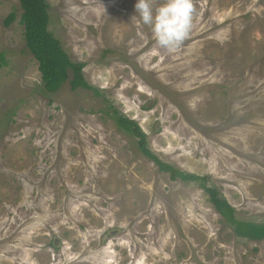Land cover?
I'll use <instances>...</instances> for the list:
<instances>
[{
  "label": "rangeland",
  "instance_id": "374dc122",
  "mask_svg": "<svg viewBox=\"0 0 264 264\" xmlns=\"http://www.w3.org/2000/svg\"><path fill=\"white\" fill-rule=\"evenodd\" d=\"M47 1L50 30L100 93L73 89L72 70L46 91L20 0H0V264H264V238L239 236L201 181L171 178L113 117L263 222L264 0H193L171 49L135 0Z\"/></svg>",
  "mask_w": 264,
  "mask_h": 264
},
{
  "label": "trees",
  "instance_id": "16d2710c",
  "mask_svg": "<svg viewBox=\"0 0 264 264\" xmlns=\"http://www.w3.org/2000/svg\"><path fill=\"white\" fill-rule=\"evenodd\" d=\"M22 14L20 21L25 28L26 47L38 62V69L41 72L42 81L46 91H57L69 78V71L72 70L70 81L73 89L82 86L94 88L83 74V62L71 60L68 52L64 49L61 41L49 28L50 12L47 0H20ZM16 18L15 12H11L6 18V24H10ZM0 63H5V54L0 52ZM96 93H100L96 90ZM115 110V109H114ZM117 112V111H116ZM117 125L126 132L139 138V146L142 152L151 157L158 166L170 173L171 178L183 180H199L201 185L209 194V199L218 213L231 225L241 237L250 239L264 238V221L253 222L239 219L235 213L236 209L209 181V175H199L181 170L170 163L161 160L147 147V135L140 124L132 118L120 113L113 115Z\"/></svg>",
  "mask_w": 264,
  "mask_h": 264
},
{
  "label": "clouds",
  "instance_id": "9594fccd",
  "mask_svg": "<svg viewBox=\"0 0 264 264\" xmlns=\"http://www.w3.org/2000/svg\"><path fill=\"white\" fill-rule=\"evenodd\" d=\"M135 13L140 20L151 26L156 44L171 49L178 46L192 27L193 0H135Z\"/></svg>",
  "mask_w": 264,
  "mask_h": 264
}]
</instances>
